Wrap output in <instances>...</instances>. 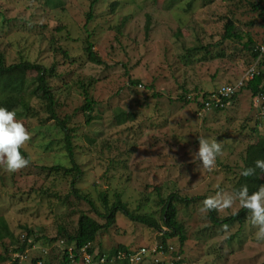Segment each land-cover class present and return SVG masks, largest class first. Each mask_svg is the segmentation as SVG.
I'll return each mask as SVG.
<instances>
[{"label":"rangeland","instance_id":"rangeland-1","mask_svg":"<svg viewBox=\"0 0 264 264\" xmlns=\"http://www.w3.org/2000/svg\"><path fill=\"white\" fill-rule=\"evenodd\" d=\"M92 1L0 0V53L6 64L22 57L54 66L48 85L57 116L68 117L67 126L74 130L73 163L80 170L75 188L91 201L71 193V177L41 169L69 168L71 163L62 134L46 120L40 101L32 99L30 114L16 118L29 135L20 147L29 163L14 172L0 165V218L14 240L21 242L23 227L31 230L32 241L52 238L58 224L75 225L80 212L105 224L97 215L103 212L101 192L109 200L119 193L132 214L160 223L159 198L175 193L189 200L174 203L185 241L175 259L162 256L164 264H264V240L256 239L248 211L241 222L220 223L242 209L238 201L230 208L213 209L215 224L208 212L199 210L204 197L232 192L246 146L264 137V100L253 106L250 92L242 90L219 112H198L193 103L180 100L183 94L212 92L245 78L254 65L245 48L248 39L264 48V0H95L86 23ZM228 20L239 39H222ZM87 41L101 65L88 61ZM204 45H209L208 59L201 60L202 53L192 62L183 58L187 49ZM260 70L264 72V66ZM34 76L27 73L31 84ZM135 81L138 84L132 85ZM81 84L95 101L88 124L80 110ZM199 137L222 146L211 170L192 160ZM64 196L68 198L63 201ZM160 235L117 212L96 243L108 250L120 244L135 251L150 248ZM43 242L33 241L25 264L48 252ZM167 242L177 254V238ZM8 244H0V264H10L4 253Z\"/></svg>","mask_w":264,"mask_h":264},{"label":"trees","instance_id":"trees-1","mask_svg":"<svg viewBox=\"0 0 264 264\" xmlns=\"http://www.w3.org/2000/svg\"><path fill=\"white\" fill-rule=\"evenodd\" d=\"M171 1L174 2L177 0ZM94 3L95 0H93L89 6V10L86 14V23L90 22L92 19V7ZM252 7L255 9L254 5ZM260 10V15L262 16L264 8H260ZM234 27L235 26L231 20H228L224 24L222 35L223 40L239 39ZM208 48L209 45H204L187 49V56H184L183 58L189 59V61L192 62L194 61L193 57L202 53L205 56H202L201 60H206L210 57ZM245 48L249 51L254 61V65H252L255 71L253 77L247 81L242 79V85L237 88L233 95L228 99L222 100V107L214 108V106H212V112L223 110L233 100H236L238 94L242 90L250 92L251 98L253 99V106L258 104L256 99L259 100L261 97L264 100V72L260 70V67L264 66V50H261V45L254 47L251 38L248 39ZM92 49V44L87 41L84 51L87 55L88 61L95 65H101V60ZM62 55L66 58L65 52H62ZM28 72L35 73L32 81L33 84L27 80L26 76ZM53 74L54 66L47 68L43 65L25 60L22 57L17 63L6 64L3 55L0 53V106L15 111V118L21 119L26 118L30 114L29 112L32 109L30 105L32 99L40 101L41 106L45 109V112L48 115L46 120L53 121L55 127L62 134L63 147L65 148V152L71 163L69 168H64L62 166H50L47 168L46 166H43L41 169L49 174L57 175L59 177H71L69 179L71 193L78 199H83L91 204V201L88 200L87 196H81L79 191L75 188V183L80 175V170L73 163L71 133H73L74 130L67 126L68 117L61 119L55 112L56 101L53 89L48 85V78L52 77ZM131 83L132 85L138 84L137 81ZM219 87L212 92H196L195 94H192L191 97H185L186 94H183L180 96V100L187 105L193 103L199 112L206 101L209 103L212 101H210V98L213 94L217 93ZM80 89L83 96V104L80 110L85 115V123L88 124L91 120V113L93 112L95 101L89 95V88L87 85L81 84ZM256 122H258V120ZM255 133L256 128L252 127L251 134L254 135ZM20 151L21 154L27 158V155L22 150ZM243 155V166L241 170L253 165L256 159H264V137H260L255 143L248 144ZM244 184L248 186L249 192L257 190L260 185L264 184V173H260L259 169H256V172L248 177L241 176L239 173V177L236 180L232 191ZM39 191L46 195L48 193L47 190L43 189H40ZM54 195V197H58L56 194ZM121 197L122 196L119 193H113L112 199L109 200L104 192H101L98 195V199L103 205V212H97V215L105 221V224L99 223V221L93 219L85 212H80L75 225L69 227L68 225L58 224L54 237L46 238L45 236H42L41 238L33 240L37 242L43 240V246L48 247V252H46L47 250L44 252L42 251L40 256L30 260V264H130L126 257L133 252L135 253L134 250L120 244H118L117 247H112L108 250L102 248L99 243H96L97 236L100 232L105 231L114 223L115 214L117 212L123 213L131 221L150 226L157 230L159 235L161 234L157 244L162 245L164 249H167V239L176 237L179 251L177 254L174 252L172 253V257L175 259V257L181 252V247L185 241V235L183 225L178 221L177 210L174 203L188 202L189 200L179 198L175 193L169 194L166 198H159L158 202L161 204L159 223L157 220H154L153 217L148 215L132 214L129 211L127 204L122 201ZM67 198V196H64L63 201ZM246 213L247 210L242 208L236 214L222 219L220 223L230 224L235 221L241 222L245 219L244 217ZM208 215L214 224L218 222V220L214 218L212 210L208 212ZM23 229L25 230V235L21 238V242L14 240V236L9 231L7 223L0 218V244L2 246L4 240H9V244L4 246V253L8 254L10 264H25L24 261L27 258V251L33 246L31 230L26 227H23ZM9 245L10 248L7 247ZM82 250H85L83 254L89 257L88 262H85V259L82 257ZM158 264H164V262ZM173 264H181V262L178 260L176 262L174 261Z\"/></svg>","mask_w":264,"mask_h":264},{"label":"clouds","instance_id":"clouds-1","mask_svg":"<svg viewBox=\"0 0 264 264\" xmlns=\"http://www.w3.org/2000/svg\"><path fill=\"white\" fill-rule=\"evenodd\" d=\"M15 117V111L0 106V165L9 172H14L29 163V160L20 151L21 145L29 139V135L23 124ZM221 150L222 146L217 140L199 137L198 147L191 154L192 160L198 161L203 168L211 170ZM256 169H259L260 173H264V159H256L253 165L243 168L240 175L251 176L256 172ZM234 201H238L240 206L248 211L249 223L256 228V239L264 240V184L253 192H249L246 184L234 189L230 194L221 195L218 192L214 196L204 198L199 210L207 213L213 209L230 208ZM223 227L226 228L227 225ZM169 247L171 246L168 244L167 249L162 247L163 252L172 256L174 251L172 247L169 250ZM162 256H159V263L165 261Z\"/></svg>","mask_w":264,"mask_h":264},{"label":"built area","instance_id":"built-area-1","mask_svg":"<svg viewBox=\"0 0 264 264\" xmlns=\"http://www.w3.org/2000/svg\"><path fill=\"white\" fill-rule=\"evenodd\" d=\"M261 50H264L263 46H261ZM255 71L253 67H250L246 71V76L243 78V80L247 81L251 79L254 75ZM242 85V80H240L237 84H224L219 87L217 90V95L213 94L210 98V103L206 101L203 104V107L199 112H207L212 110V106L214 108L222 107V100L230 98L233 93L237 90L239 86ZM263 98H259V100H262ZM259 100L256 99V102L259 103ZM21 238H23V235H21ZM169 250H171V247H169ZM85 250H82V254ZM164 254L163 248L161 245L154 243L150 248L146 247H140L137 250H135V253L129 254L126 259L130 262V264H158L160 262L159 256H162ZM86 256L87 259H85V262H88L89 257L85 254L82 255ZM123 257V255H122Z\"/></svg>","mask_w":264,"mask_h":264}]
</instances>
